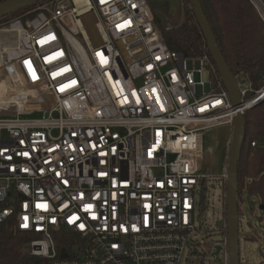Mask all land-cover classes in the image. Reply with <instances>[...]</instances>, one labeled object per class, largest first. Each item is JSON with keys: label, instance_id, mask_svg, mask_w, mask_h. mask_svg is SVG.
<instances>
[{"label": "built area", "instance_id": "1", "mask_svg": "<svg viewBox=\"0 0 264 264\" xmlns=\"http://www.w3.org/2000/svg\"><path fill=\"white\" fill-rule=\"evenodd\" d=\"M5 23L6 72L40 107L0 115V226L12 218L49 264H180L202 186L205 207L206 180L227 184V158L203 172L204 133L262 104L264 82L234 76L231 104L211 56L170 49L148 0H43ZM219 245L229 264L226 233Z\"/></svg>", "mask_w": 264, "mask_h": 264}, {"label": "trees", "instance_id": "2", "mask_svg": "<svg viewBox=\"0 0 264 264\" xmlns=\"http://www.w3.org/2000/svg\"><path fill=\"white\" fill-rule=\"evenodd\" d=\"M4 1V0H0ZM189 3V0H184ZM209 25L214 33L228 69L234 76L242 74L243 80L251 82L252 88L259 89L264 81V23L250 0H199ZM264 3V0H262ZM154 16V22L162 32L167 46L186 55L209 53L204 35L193 14L191 4L185 10L181 23L167 28L162 24L163 10L168 2L155 3L148 0ZM36 4L25 7L15 13L21 14L33 9ZM158 10H162L158 12ZM35 12H28L24 19L32 18ZM1 18L0 20L4 19ZM264 100L244 114V137L238 160V195L242 189L249 193L262 194L263 177L252 180L264 171ZM261 144L251 146L252 141ZM250 184L242 186V181ZM243 179V180H242ZM226 190V188H225ZM222 232L226 229L221 225ZM32 236L13 228V219L9 218L0 226V264H49L46 258L30 253H22V246ZM59 257L71 256L74 237L64 232L54 235Z\"/></svg>", "mask_w": 264, "mask_h": 264}, {"label": "rangeland", "instance_id": "3", "mask_svg": "<svg viewBox=\"0 0 264 264\" xmlns=\"http://www.w3.org/2000/svg\"><path fill=\"white\" fill-rule=\"evenodd\" d=\"M189 7V3H185L184 0H178L175 3L168 2L163 11L158 10V12H163L162 24L167 28L178 26L182 21L185 10ZM6 20L7 16L0 20V78L7 77L5 69L7 54L3 52L4 47L9 46L15 38V32L7 30L9 23H5ZM88 28L92 29L91 23L88 24ZM16 85V87L14 86L15 91L7 95L10 97V102L6 103L3 100L0 104V115L13 114L19 111L24 112L34 107H40L34 101L29 100V97L33 94V87L20 83H16ZM250 95L251 93L247 97ZM38 115L40 114L36 113L34 116ZM231 133L232 128L227 125L214 127L204 133L203 172L216 175L223 171L228 156ZM255 178L252 180L257 181ZM205 183L206 206L202 208L201 205H196L194 222L197 227V234L192 238L193 242L190 250L185 249L180 264L224 263L223 254L221 252L213 254V251L214 247L222 243L225 237L221 225L224 226L225 223L226 185L217 176L207 179ZM249 184V181L246 184L244 180L242 181V186H248ZM258 201L264 202V191L262 194H256L254 192L249 193V189L246 187L242 189L241 199L238 203L240 264H264V210L258 209ZM247 223H250V225L247 226ZM260 247L262 253L259 251ZM21 251L22 253H29L28 242L22 246Z\"/></svg>", "mask_w": 264, "mask_h": 264}, {"label": "water", "instance_id": "4", "mask_svg": "<svg viewBox=\"0 0 264 264\" xmlns=\"http://www.w3.org/2000/svg\"><path fill=\"white\" fill-rule=\"evenodd\" d=\"M43 0H4L0 1V18L11 15L16 11H19L25 7L31 6ZM152 2L161 4L165 2H174L178 0H150ZM191 4L193 14L196 18L197 23L204 35L207 49L210 56L215 63L218 73L220 74L221 81L224 88L229 93L230 102L233 105L240 104V92L237 88V84L234 78V74L228 69L225 59L222 56L221 50L209 22L204 14L202 5L199 0H189ZM235 121L232 126V137L228 148L227 156V184H226V202H225V223H226V239L227 249L229 254V264H240L239 257V241H238V220H239V195H238V160L241 153V143L244 137V114L238 113L234 118ZM204 191L205 188L202 186L200 190V202L202 208H204ZM260 209L264 208V205L259 206ZM250 223L247 224L249 226ZM221 249V245L214 247L213 254H218ZM260 251V248H259Z\"/></svg>", "mask_w": 264, "mask_h": 264}, {"label": "bare ground", "instance_id": "5", "mask_svg": "<svg viewBox=\"0 0 264 264\" xmlns=\"http://www.w3.org/2000/svg\"><path fill=\"white\" fill-rule=\"evenodd\" d=\"M256 2L258 5L262 6L259 0H256ZM8 48L9 46H5L3 52L6 53L8 51ZM16 83L19 84L20 82L15 80L9 74H7V77L5 78H0V104H2L3 100L6 101V103L10 102V97H8L7 95L15 91L14 86L16 85ZM19 94H21V92H19ZM6 103L4 102V104Z\"/></svg>", "mask_w": 264, "mask_h": 264}, {"label": "crops", "instance_id": "6", "mask_svg": "<svg viewBox=\"0 0 264 264\" xmlns=\"http://www.w3.org/2000/svg\"><path fill=\"white\" fill-rule=\"evenodd\" d=\"M176 1L172 2V3H175ZM171 3V2H170Z\"/></svg>", "mask_w": 264, "mask_h": 264}, {"label": "flooded vegetation", "instance_id": "7", "mask_svg": "<svg viewBox=\"0 0 264 264\" xmlns=\"http://www.w3.org/2000/svg\"><path fill=\"white\" fill-rule=\"evenodd\" d=\"M248 224V223H247Z\"/></svg>", "mask_w": 264, "mask_h": 264}]
</instances>
